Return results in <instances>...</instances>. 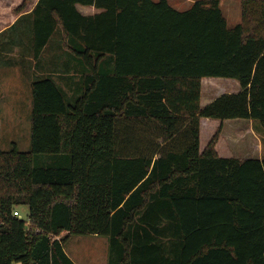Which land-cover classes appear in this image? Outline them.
Wrapping results in <instances>:
<instances>
[{"label": "trees", "instance_id": "16d2710c", "mask_svg": "<svg viewBox=\"0 0 264 264\" xmlns=\"http://www.w3.org/2000/svg\"><path fill=\"white\" fill-rule=\"evenodd\" d=\"M2 61L32 113L31 149H0V264H76L72 235L107 236L109 264H264V158L216 149L227 120L264 130V0L234 26L221 0H39ZM206 77L240 91L202 106ZM202 119L220 120L204 149Z\"/></svg>", "mask_w": 264, "mask_h": 264}, {"label": "rangeland", "instance_id": "374dc122", "mask_svg": "<svg viewBox=\"0 0 264 264\" xmlns=\"http://www.w3.org/2000/svg\"><path fill=\"white\" fill-rule=\"evenodd\" d=\"M170 1L179 10L187 9L193 3V0ZM221 4L230 26L241 20L240 0H221ZM85 10L97 11L94 8ZM12 56H16L17 64L21 65L19 53H13ZM51 56L52 53L46 54V60H50ZM7 58L4 56V60ZM12 66H5L3 61L0 63V149L10 150L15 144L19 150L29 151L31 149L32 81L25 76L23 70ZM42 67H44L43 63ZM28 69L30 70L29 66L26 67V70ZM43 71L44 69H39L38 75H41ZM240 88L241 84L237 79L206 77L202 81V105L206 106L215 96L239 92ZM74 89V86L71 87L67 91L68 95H73ZM219 125L220 120H202V149L212 139ZM258 126L261 127L260 124L250 120L225 121L223 132L216 145L218 153L225 157L264 158V130ZM20 210L22 217H27L28 207L22 206ZM65 248L79 264H109L111 245L107 236L72 235L66 242Z\"/></svg>", "mask_w": 264, "mask_h": 264}, {"label": "crops", "instance_id": "0c3cea01", "mask_svg": "<svg viewBox=\"0 0 264 264\" xmlns=\"http://www.w3.org/2000/svg\"><path fill=\"white\" fill-rule=\"evenodd\" d=\"M24 1L25 0H0V34L5 32L6 30L10 29L22 15L30 13L39 0H29L27 8L23 12H17L16 9L18 7H20ZM222 1H228V0H222ZM77 8L83 15H93V14L101 11L100 9H98L96 7L85 6V5H80V4L77 5ZM87 8H94V10H97V11L96 12H91V11L87 12V10H85ZM237 23L238 22H235V24H237ZM234 25H232V26H234ZM15 50L18 51V48H16ZM14 68H18L19 70H21L19 67H14ZM216 97H218V96L211 98V100L208 103L213 101ZM201 105H202V98H201ZM210 120H217V119H210ZM94 236H97V235H94ZM71 259L76 264H79L74 258L71 257Z\"/></svg>", "mask_w": 264, "mask_h": 264}, {"label": "built area", "instance_id": "2783aa9c", "mask_svg": "<svg viewBox=\"0 0 264 264\" xmlns=\"http://www.w3.org/2000/svg\"><path fill=\"white\" fill-rule=\"evenodd\" d=\"M14 215L17 216V217H20V218L22 217L21 212L18 211V210L14 212Z\"/></svg>", "mask_w": 264, "mask_h": 264}]
</instances>
